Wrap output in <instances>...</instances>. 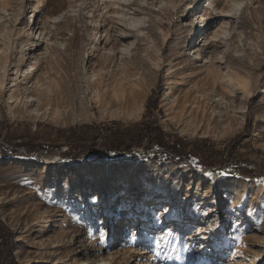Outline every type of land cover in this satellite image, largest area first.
I'll return each instance as SVG.
<instances>
[{
  "label": "rangeland",
  "instance_id": "374dc122",
  "mask_svg": "<svg viewBox=\"0 0 264 264\" xmlns=\"http://www.w3.org/2000/svg\"><path fill=\"white\" fill-rule=\"evenodd\" d=\"M82 263L264 264V0H0V264Z\"/></svg>",
  "mask_w": 264,
  "mask_h": 264
},
{
  "label": "bare ground",
  "instance_id": "6f19581e",
  "mask_svg": "<svg viewBox=\"0 0 264 264\" xmlns=\"http://www.w3.org/2000/svg\"><path fill=\"white\" fill-rule=\"evenodd\" d=\"M213 1L214 0H208V4H212L213 3ZM35 24V23H34ZM33 24V25H34ZM121 37H127V35H123V36H121ZM33 45H34V48H32V50H36V49H38V47H37V42L36 41H33ZM39 46V45H38ZM215 53V55L214 56H210L212 59L210 60L211 62H213L214 64H218V63H220V64H223L224 62H225V60H224V55L223 56H221L220 54V56L218 55V52H214ZM194 54L196 55V59H198V60H200V61H203L204 59H207L205 56H201V52L198 50L197 52L196 51H194ZM199 55H200V57H199ZM208 60V59H207ZM207 60H205V61H203V62H207ZM219 64V66H220V68H219V72H221L222 74H221V82H222V84H223V86H224V81L225 80H229L230 79V76L229 75H227V72L226 71H223L222 72V69H224L223 67H221V65ZM218 68H217V70H218ZM228 68V67H227ZM27 70V69H26ZM25 80H27V81H25ZM29 82V80H28V78H24L23 79V81H22V84H26V83H28ZM17 85H19V83L17 82V80H16V78H13L12 80H11V85H10V87H13V89H15L14 87H16ZM202 90V89H201ZM224 90V89H223ZM203 91V90H202ZM225 91V90H224ZM202 93V92H201ZM171 94V91H168L167 92V95H170ZM166 95V96H167ZM200 95V94H199ZM204 94H201V97L203 96ZM206 95V94H205ZM206 97V96H205ZM204 97V98H205ZM208 97H210V96H208ZM201 99V98H200ZM188 100V99H187ZM29 101V100H28ZM209 101V100H208ZM188 102V101H187ZM181 105V104H180ZM189 105H190V109L188 108V113H189V115H190V117H193V116H196V117H198V115H199V113L200 112H204L205 113V110H206V102H204V103H202L200 100L199 101H196V102H191V103H189ZM187 106L188 105H186L185 103H183V105H182V109L183 110H185V109H187ZM171 111V110H170ZM182 111V110H181ZM206 115V114H205ZM142 177H147L146 175L145 176H142ZM142 190H147V187L146 186H143L142 188H141ZM153 200H155L154 201V204H152L153 206H156L157 204V201L159 202L160 201V199H159V197L158 196H156V197H153L152 198ZM205 204V203H204ZM204 204H202V205H204ZM200 203H195V205H194V214L195 215H198V214H201L202 215V217H204V219L205 220H208L207 222L210 224V218L213 216V213H212V210H209L208 208H205L204 206H202ZM72 217H74V218H81V216H79V215H72ZM140 223H139V226L138 227H140V224H141V222H142V224L143 223H145V222H151V221H160V226H163L164 224H165V222H163V220H162V218L160 217V216H157V215H155V209L153 208V207H151V214H148L147 212H143L141 215H140ZM205 224H206V221H205ZM137 226V225H136ZM152 226V225H151ZM153 227H155V225L153 224V226H152V228ZM208 227V226H207ZM94 228H95V226H93L92 227V230H94ZM199 229H200V226L198 227ZM210 228V227H209ZM202 229V228H201ZM200 231L201 230H199L198 231V235H203V232L201 231V233H200ZM147 238L145 239L146 241H148V242H152L154 239H156V236L154 235V233H153V230L152 231H149L148 233H147ZM211 236H212V234H211ZM203 237V236H202ZM209 240H211V239H209ZM215 242V241H214ZM217 241L214 243V247L216 246V248H217ZM223 251V250H222ZM232 257H234V256H232ZM82 264H85V263H82Z\"/></svg>",
  "mask_w": 264,
  "mask_h": 264
},
{
  "label": "trees",
  "instance_id": "16d2710c",
  "mask_svg": "<svg viewBox=\"0 0 264 264\" xmlns=\"http://www.w3.org/2000/svg\"><path fill=\"white\" fill-rule=\"evenodd\" d=\"M155 106L157 105V103L155 102V103H153ZM153 106V105H152ZM149 107H151V106H149Z\"/></svg>",
  "mask_w": 264,
  "mask_h": 264
},
{
  "label": "snow or ice",
  "instance_id": "6c2138e0",
  "mask_svg": "<svg viewBox=\"0 0 264 264\" xmlns=\"http://www.w3.org/2000/svg\"><path fill=\"white\" fill-rule=\"evenodd\" d=\"M105 239H106V237H105Z\"/></svg>",
  "mask_w": 264,
  "mask_h": 264
}]
</instances>
